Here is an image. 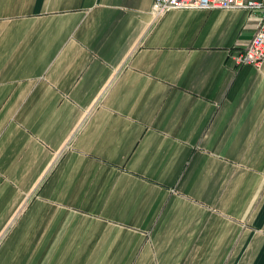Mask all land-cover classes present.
<instances>
[{
	"label": "crops",
	"instance_id": "obj_1",
	"mask_svg": "<svg viewBox=\"0 0 264 264\" xmlns=\"http://www.w3.org/2000/svg\"><path fill=\"white\" fill-rule=\"evenodd\" d=\"M0 0V264H264V63L248 10Z\"/></svg>",
	"mask_w": 264,
	"mask_h": 264
},
{
	"label": "built area",
	"instance_id": "obj_2",
	"mask_svg": "<svg viewBox=\"0 0 264 264\" xmlns=\"http://www.w3.org/2000/svg\"><path fill=\"white\" fill-rule=\"evenodd\" d=\"M248 10L259 16L257 30L248 43L233 55L236 66L253 65L259 67L264 63V0H154L152 15L161 19L175 10Z\"/></svg>",
	"mask_w": 264,
	"mask_h": 264
}]
</instances>
